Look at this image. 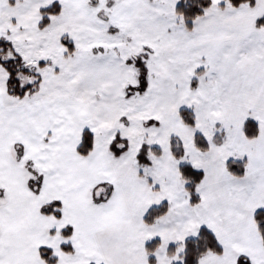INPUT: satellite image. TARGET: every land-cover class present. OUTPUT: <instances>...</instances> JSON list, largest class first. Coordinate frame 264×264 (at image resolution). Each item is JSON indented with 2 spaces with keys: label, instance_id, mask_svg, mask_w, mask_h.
<instances>
[{
  "label": "snow or ice",
  "instance_id": "6c2138e0",
  "mask_svg": "<svg viewBox=\"0 0 264 264\" xmlns=\"http://www.w3.org/2000/svg\"><path fill=\"white\" fill-rule=\"evenodd\" d=\"M0 264H264V0H0Z\"/></svg>",
  "mask_w": 264,
  "mask_h": 264
}]
</instances>
